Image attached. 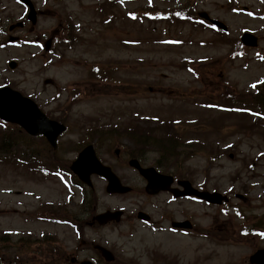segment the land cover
Listing matches in <instances>:
<instances>
[{"label": "rangeland", "instance_id": "obj_1", "mask_svg": "<svg viewBox=\"0 0 264 264\" xmlns=\"http://www.w3.org/2000/svg\"><path fill=\"white\" fill-rule=\"evenodd\" d=\"M32 2L38 11L36 24L25 22L13 33L5 28L6 35L21 40L2 46L6 38L2 29L17 20L21 8L15 0H0V87L9 86L34 99L49 117L66 121L70 132L60 142L73 151L97 138L98 158L134 190L130 195H107L105 182L92 178L93 196L87 193V197L94 203V211L122 209L124 218L116 225L84 228L80 238L74 230L60 226L61 249L77 248L72 254L79 257L76 264L93 263L97 258L93 242L112 251L119 264H161L155 259L157 254L176 258L173 264H249L248 256L264 248V122L205 105L227 106L246 95H251L249 103L256 104L255 96L246 93L264 81V0ZM148 3L161 10L188 3L194 12L207 13L224 23L227 36L189 22L132 21L128 14L139 15ZM237 5L247 7L250 13L240 11ZM64 30L75 36L68 45L58 41ZM243 31L258 38L255 49L238 48L236 41ZM48 38L50 51L59 54L44 50ZM186 60L195 62L188 65ZM9 61L17 63L15 69L8 68ZM94 63L112 67L105 74L106 82L90 74L88 68ZM46 79L52 81L50 85H44ZM138 82L144 85L138 88ZM251 107L246 106L255 110ZM174 121L180 124L172 125ZM113 127L118 128V137L110 139L108 149L102 133L97 136L92 130ZM139 137L160 149L135 145ZM114 148L120 150L117 158ZM134 153L141 154L144 166L185 175L209 191L228 196L229 204L216 208L184 202L183 209L198 227L197 234L188 236L154 231L137 223V205L147 204L145 211L158 223L160 214L169 210L152 211L150 205L173 209L178 203H164L166 196L142 198V182L125 160ZM75 156L70 152L59 160L66 162ZM21 166L16 162L0 164V235L2 230L23 227L19 211L32 210L39 196L60 202L70 196L71 209L80 203V192L66 177L37 178L26 170L23 174ZM7 189L16 193L3 194ZM11 208L16 211L10 213L7 209ZM260 228L263 234L253 233ZM0 247L1 255L7 253L14 263L12 253L18 252Z\"/></svg>", "mask_w": 264, "mask_h": 264}, {"label": "water", "instance_id": "obj_2", "mask_svg": "<svg viewBox=\"0 0 264 264\" xmlns=\"http://www.w3.org/2000/svg\"><path fill=\"white\" fill-rule=\"evenodd\" d=\"M202 16L206 17L205 14ZM213 24L225 29V27L217 22ZM241 41L244 45L253 47L256 39L249 34L242 36ZM10 67H15L14 63H10ZM0 119L6 122L15 123L21 126L30 135H43L49 143L55 147L57 136L64 131V127L56 122L49 121L44 114L40 112L38 107L29 99L22 97L7 87L0 88ZM129 165L136 168L140 175L147 181L145 191L148 194H155L161 190H166L171 182L170 177L158 174L153 168L142 169L136 161H130ZM71 169L78 178L90 185L89 177L96 174L105 178L108 182L106 191L108 193H126L129 188L123 187L117 177L108 167L103 166L96 158L91 146L84 148L78 155L76 161L72 164ZM184 191L181 195H195L209 203L220 204L225 198L217 193L197 192L193 190L188 182L179 183ZM120 212L105 213L95 219L103 224L110 220H118ZM106 260H112V256L105 250H102ZM252 264H264V250L257 251L250 257Z\"/></svg>", "mask_w": 264, "mask_h": 264}, {"label": "flooded vegetation", "instance_id": "obj_3", "mask_svg": "<svg viewBox=\"0 0 264 264\" xmlns=\"http://www.w3.org/2000/svg\"><path fill=\"white\" fill-rule=\"evenodd\" d=\"M42 145L39 149L36 150H27V154L31 155L32 153H35L34 156L36 159H38L39 162L42 160L45 161V163L50 166L51 170L54 169V165L57 164V154L54 150L50 148V146L43 140H41ZM175 181L173 182L172 186L175 187ZM197 186V185H195ZM160 195H166L168 197H172L170 193H161L158 194L155 197H158ZM152 199V197H150ZM186 199H176L175 201H178V207L173 209H167L164 207V205H150L152 208V211H161V210H169V212H164L160 214L158 224L166 223V225H169L173 221H185L187 218L185 217V209H181V202H184ZM42 203L45 206L44 214L42 213ZM142 207H139L140 210H145L147 204H141ZM23 208V227L20 228H8L5 229L7 232L5 234L4 240H6V246L5 249L9 248V250L13 249L15 247L18 250V254L12 253L16 257V261L14 263L18 264H31L33 260H37L40 255H42L40 248L43 246L47 253L51 255V261L56 262L57 261V250H58V237L59 233L57 230L58 222H59V215H58V205L57 203H53V200H43L42 199L37 203L36 208L34 207L32 210L35 211V215L30 214L29 216L26 213V209ZM30 210V209H29ZM31 210V211H32ZM89 214L87 213V220L84 222L86 225H91L94 227L96 224L92 223L91 219H89ZM150 215V220L148 221V224L151 223L154 225L155 221L154 215L152 213ZM92 223V224H90ZM35 226V228L33 227ZM176 232H180L181 230L174 229ZM12 233L17 234V239L12 240L11 237L14 236ZM15 237V236H14ZM17 244V245H16ZM8 245V246H7ZM20 256L21 259L18 257ZM9 255L6 253L5 258L3 257V260H7L9 263ZM71 262H74V259H71ZM11 263V261H10Z\"/></svg>", "mask_w": 264, "mask_h": 264}, {"label": "trees", "instance_id": "obj_4", "mask_svg": "<svg viewBox=\"0 0 264 264\" xmlns=\"http://www.w3.org/2000/svg\"><path fill=\"white\" fill-rule=\"evenodd\" d=\"M145 144L149 145L150 143L146 142Z\"/></svg>", "mask_w": 264, "mask_h": 264}, {"label": "snow or ice", "instance_id": "obj_5", "mask_svg": "<svg viewBox=\"0 0 264 264\" xmlns=\"http://www.w3.org/2000/svg\"><path fill=\"white\" fill-rule=\"evenodd\" d=\"M17 2H19V0H17Z\"/></svg>", "mask_w": 264, "mask_h": 264}]
</instances>
